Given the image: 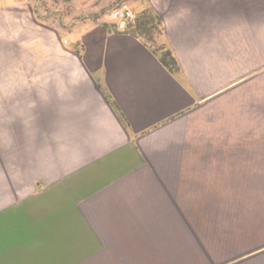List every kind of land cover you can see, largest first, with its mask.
I'll return each instance as SVG.
<instances>
[{"label":"crops","instance_id":"1","mask_svg":"<svg viewBox=\"0 0 264 264\" xmlns=\"http://www.w3.org/2000/svg\"><path fill=\"white\" fill-rule=\"evenodd\" d=\"M113 1L50 4L66 30L39 37L31 74L41 123L56 126L64 187L105 179L104 264H264V177L232 167L231 180L201 183L176 164L175 127L146 135L192 104L191 63L222 61L208 55L230 45L233 65L242 62L232 150L264 140V80L239 86L264 63V0H125L131 20L112 17ZM0 264H11V233H0Z\"/></svg>","mask_w":264,"mask_h":264},{"label":"rangeland","instance_id":"2","mask_svg":"<svg viewBox=\"0 0 264 264\" xmlns=\"http://www.w3.org/2000/svg\"><path fill=\"white\" fill-rule=\"evenodd\" d=\"M55 1L0 0V233H11V264H104L105 179L99 175L73 190L65 188L72 184L55 173L56 126L48 120L41 123L34 108L39 95L31 92V74L39 69V37L56 38L68 21L65 13L50 9ZM110 6L127 3L114 0ZM222 48V55H208L222 61L191 63L192 76L185 82L192 104L146 135L175 127V151L183 154L176 164L192 167L190 176L201 183L214 185L218 177L231 180L232 167L244 166L257 171L251 175L255 180H262V137H255L250 150H232L233 83L242 62L240 69L234 66L231 46ZM254 65L249 77L240 78L241 91L264 80V63ZM140 159L139 164H148ZM90 233L99 242L92 250Z\"/></svg>","mask_w":264,"mask_h":264},{"label":"built area","instance_id":"3","mask_svg":"<svg viewBox=\"0 0 264 264\" xmlns=\"http://www.w3.org/2000/svg\"><path fill=\"white\" fill-rule=\"evenodd\" d=\"M112 17L117 20H131L132 14L126 7L121 6L112 11Z\"/></svg>","mask_w":264,"mask_h":264}]
</instances>
